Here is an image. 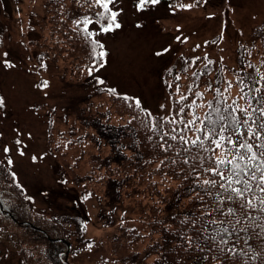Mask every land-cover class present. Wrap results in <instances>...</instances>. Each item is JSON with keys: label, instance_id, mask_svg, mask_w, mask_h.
Instances as JSON below:
<instances>
[{"label": "trees", "instance_id": "trees-1", "mask_svg": "<svg viewBox=\"0 0 264 264\" xmlns=\"http://www.w3.org/2000/svg\"><path fill=\"white\" fill-rule=\"evenodd\" d=\"M107 2L44 0L27 42L32 69H53L63 85L60 98L35 105L56 170L81 202H98L97 217L77 200L37 212L0 160V227L25 264H264V24L240 66L180 56L165 74L178 95L155 113L92 77L106 49L86 24L114 22ZM97 245L105 252L90 254Z\"/></svg>", "mask_w": 264, "mask_h": 264}, {"label": "rangeland", "instance_id": "rangeland-1", "mask_svg": "<svg viewBox=\"0 0 264 264\" xmlns=\"http://www.w3.org/2000/svg\"><path fill=\"white\" fill-rule=\"evenodd\" d=\"M20 4L0 0V38H5L0 44V131L7 147L3 156L12 160L19 182L40 207L60 210L61 204L68 203L67 197L75 195V189L70 183L63 185L59 181L47 146L44 117L32 106L36 101L50 103L60 98L62 85L50 71L44 75L48 86L40 89V75L26 68L28 51L21 42L16 21L21 16L25 22L23 31L36 37L44 12L42 0H21ZM111 6L121 23L118 30L109 27L104 31L95 21L88 25L108 50L105 63L94 75L102 85L134 96L153 112L169 111L173 96L178 95L167 88L164 76L166 68L178 57L193 60L205 50L202 41L216 33L224 35V31L225 38L218 46L226 44L229 54L239 28L250 31L264 21V0H209L186 8L153 3L143 9L132 0H114ZM96 204L89 203L92 214ZM0 233V264H23L15 238L1 230ZM90 233L103 235L95 222ZM102 251L105 252L103 246L96 253Z\"/></svg>", "mask_w": 264, "mask_h": 264}]
</instances>
